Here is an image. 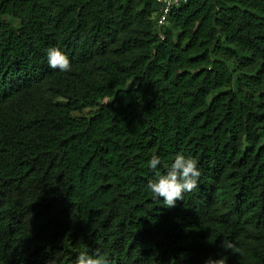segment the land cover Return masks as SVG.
<instances>
[{
  "label": "trees",
  "instance_id": "obj_1",
  "mask_svg": "<svg viewBox=\"0 0 264 264\" xmlns=\"http://www.w3.org/2000/svg\"><path fill=\"white\" fill-rule=\"evenodd\" d=\"M160 10L0 0V264H264V0ZM177 154L201 175L168 208L148 162Z\"/></svg>",
  "mask_w": 264,
  "mask_h": 264
},
{
  "label": "clouds",
  "instance_id": "obj_2",
  "mask_svg": "<svg viewBox=\"0 0 264 264\" xmlns=\"http://www.w3.org/2000/svg\"><path fill=\"white\" fill-rule=\"evenodd\" d=\"M49 66L53 69H59L64 72L71 70V62L59 48L53 47L47 50ZM161 160L153 155L148 162V166L153 170L155 176L149 180L147 187L154 198H163V202L168 208H174L177 201L184 200V194L192 192L198 187V180L201 175L197 161L191 157H185L183 154H177L174 162L165 174L158 170ZM223 249H235V245L229 241H223ZM75 264H106L101 256L99 249L94 255L81 254L78 256ZM204 264H226L224 256H209Z\"/></svg>",
  "mask_w": 264,
  "mask_h": 264
},
{
  "label": "built area",
  "instance_id": "obj_3",
  "mask_svg": "<svg viewBox=\"0 0 264 264\" xmlns=\"http://www.w3.org/2000/svg\"><path fill=\"white\" fill-rule=\"evenodd\" d=\"M156 2L161 7L160 16L158 19V27L161 29L162 27L166 26L170 14L175 9L187 5L190 0H156ZM161 37L164 38L162 34Z\"/></svg>",
  "mask_w": 264,
  "mask_h": 264
},
{
  "label": "rangeland",
  "instance_id": "obj_4",
  "mask_svg": "<svg viewBox=\"0 0 264 264\" xmlns=\"http://www.w3.org/2000/svg\"><path fill=\"white\" fill-rule=\"evenodd\" d=\"M10 22L12 23L14 26H17L18 25V22L15 21V20H12L10 17H5V16H0V22ZM179 34V32H177ZM59 102H63L64 103V100H60ZM108 102V101H106ZM97 108H86V109H83L81 112L79 113H76L75 116L77 117H83V118H91L93 116V114L96 112Z\"/></svg>",
  "mask_w": 264,
  "mask_h": 264
}]
</instances>
